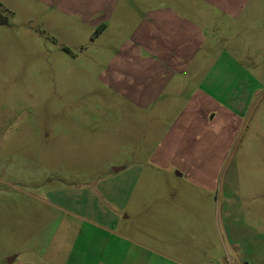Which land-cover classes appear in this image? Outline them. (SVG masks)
I'll list each match as a JSON object with an SVG mask.
<instances>
[{"label":"rangeland","instance_id":"rangeland-1","mask_svg":"<svg viewBox=\"0 0 264 264\" xmlns=\"http://www.w3.org/2000/svg\"><path fill=\"white\" fill-rule=\"evenodd\" d=\"M145 2L0 0V264H264V0L166 2L203 44L159 124L108 85L140 98L111 67ZM218 52L212 123L183 122Z\"/></svg>","mask_w":264,"mask_h":264},{"label":"crops","instance_id":"crops-1","mask_svg":"<svg viewBox=\"0 0 264 264\" xmlns=\"http://www.w3.org/2000/svg\"><path fill=\"white\" fill-rule=\"evenodd\" d=\"M167 1L162 0L158 6H146V2L144 5H140V11L142 12L140 29L138 28L140 34L135 36V33L130 37V40L126 42L130 46L127 47L126 53L121 56V61L116 62L111 67L115 72V76L126 75L129 70L128 67H135L132 69L131 74L139 76L141 84L140 98L135 97V94L127 89L131 84L125 86L127 85L128 74L123 79L114 78L108 84L110 89L115 94L122 96L126 102L128 101L130 104L140 107L141 110L144 109L146 122L151 120L157 124L161 123L158 116L159 111L156 112L157 115H153L155 112L152 110L166 108V106L167 108H176L177 103L175 101L179 99L183 91L192 85L191 83L194 84V79L190 75L197 69L191 68V64L203 44L192 36L194 32L201 29L197 22H181L177 3L169 4L166 3ZM150 2L153 4L154 0H150ZM98 24H100L99 30L92 36L94 39L99 37L109 25L108 22H99ZM94 25H97V22ZM136 29L133 31H136ZM216 48L215 43L208 46V51H205L208 59L214 57L212 53L213 49ZM137 49H140L141 52H138ZM217 57L221 61L216 64L215 69H208L203 82H200L199 93L196 94L197 89H194L193 94L191 93L185 100L183 104L185 106L184 111L180 115L183 122L187 123L191 120L201 119L209 125L212 123L215 115L213 114V117L209 115L214 111L211 106L215 103L213 101L214 97L208 91L216 89L214 88L216 85L222 92L223 76L227 77L230 74L227 64L223 62V54L218 52ZM120 63L125 66H119ZM165 91L169 92L163 96ZM191 106L198 109L190 110ZM197 112H199V115ZM174 123L176 122H172V125L165 131H160L171 134L175 127V125L173 126ZM121 168L115 167V170L119 171ZM113 232L114 235H117L115 231ZM110 250L112 259L104 262L114 264L118 261L117 254L121 252V249L114 244ZM13 260H15V257Z\"/></svg>","mask_w":264,"mask_h":264},{"label":"flooded vegetation","instance_id":"flooded-vegetation-1","mask_svg":"<svg viewBox=\"0 0 264 264\" xmlns=\"http://www.w3.org/2000/svg\"><path fill=\"white\" fill-rule=\"evenodd\" d=\"M6 20L0 15V23H5Z\"/></svg>","mask_w":264,"mask_h":264},{"label":"water","instance_id":"water-1","mask_svg":"<svg viewBox=\"0 0 264 264\" xmlns=\"http://www.w3.org/2000/svg\"><path fill=\"white\" fill-rule=\"evenodd\" d=\"M14 259V257H9V262H11Z\"/></svg>","mask_w":264,"mask_h":264}]
</instances>
